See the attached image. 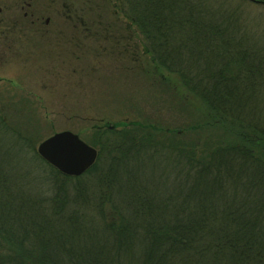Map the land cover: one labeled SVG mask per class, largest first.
Returning <instances> with one entry per match:
<instances>
[{
	"label": "trees",
	"instance_id": "16d2710c",
	"mask_svg": "<svg viewBox=\"0 0 264 264\" xmlns=\"http://www.w3.org/2000/svg\"><path fill=\"white\" fill-rule=\"evenodd\" d=\"M258 6L115 0L154 86L195 123L98 130L96 163L68 177L0 115V264H264V13L246 12Z\"/></svg>",
	"mask_w": 264,
	"mask_h": 264
},
{
	"label": "rangeland",
	"instance_id": "374dc122",
	"mask_svg": "<svg viewBox=\"0 0 264 264\" xmlns=\"http://www.w3.org/2000/svg\"><path fill=\"white\" fill-rule=\"evenodd\" d=\"M114 2L0 0V115L36 150L66 130L93 146L95 133L107 127L141 135L154 133V123H195L154 86L143 39L123 14H113ZM255 8L246 10L254 21L264 13L263 6ZM160 73L181 87L177 76ZM25 151L21 159L31 168Z\"/></svg>",
	"mask_w": 264,
	"mask_h": 264
},
{
	"label": "water",
	"instance_id": "95a60500",
	"mask_svg": "<svg viewBox=\"0 0 264 264\" xmlns=\"http://www.w3.org/2000/svg\"><path fill=\"white\" fill-rule=\"evenodd\" d=\"M39 156L68 177H80L97 161L98 151L72 131H61L42 141Z\"/></svg>",
	"mask_w": 264,
	"mask_h": 264
}]
</instances>
